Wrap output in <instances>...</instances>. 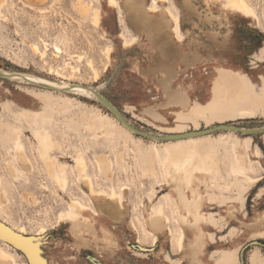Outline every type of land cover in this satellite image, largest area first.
I'll return each mask as SVG.
<instances>
[{
  "label": "rangeland",
  "instance_id": "obj_1",
  "mask_svg": "<svg viewBox=\"0 0 264 264\" xmlns=\"http://www.w3.org/2000/svg\"><path fill=\"white\" fill-rule=\"evenodd\" d=\"M172 1L180 7L177 10L183 31L190 32L182 46L196 47L204 56L181 73L177 83H189L191 98L203 102L208 97L207 86L214 67L224 65L242 75L257 100L255 104L223 119L207 115L197 126L191 120L177 118L174 112L181 106L167 104L163 82L149 72V65L162 51L159 38H150L157 36L152 29H137L124 8L125 0L118 2L126 19H120L106 0L5 1L2 11L6 19L0 18V71L2 75L5 73L0 75V243L6 242L4 246L16 254L19 264H42L33 261L22 245L30 239L41 242L49 264H214L210 254L215 252L219 257L229 247L238 248L240 264H264V234H260L264 231V106L261 102L264 80L260 79L264 77V0H247L257 17L231 12L223 6V0H189L194 13L188 15L184 0ZM81 3L100 8L99 29L81 14ZM159 3L163 8L167 5L163 0ZM150 13L151 22L161 20L158 12ZM125 20L139 36L131 47H124L118 37L127 24ZM104 29L114 44L107 69L102 53L106 44ZM195 38L199 42H194ZM218 39L224 45L221 48ZM55 42L65 48L61 56L54 52ZM35 44L40 50L48 48L45 58L34 50ZM75 53L85 57L82 61L71 58ZM89 57L101 72L98 81H94L93 71L87 65ZM65 60H71L81 71L74 72L64 64ZM13 72L32 74L60 87L33 84L17 74L9 75ZM34 94L50 95L51 100L44 104ZM100 95L131 125L148 133L161 136L197 133L166 139L141 135L104 105ZM152 109L167 120L156 123L149 113ZM88 120L96 122L93 129L88 128ZM225 124L238 125L243 130L223 127L213 132H198ZM253 128L257 130L248 132ZM38 130L46 131L59 143L60 148L55 147L51 154L70 165L65 189L56 184L39 154L35 136ZM17 138L25 146L30 169L14 157ZM170 146L191 149L194 159L207 167L210 163L204 158L210 152L214 154L211 164L220 170V184L207 190L201 187L205 197L211 196L209 202L204 199L203 209L211 213L212 223L203 225L211 241L207 238L197 259L188 252L192 231H186L183 251L177 250L176 237L169 236L168 228L159 232L155 248L143 250L140 242L150 245L153 241L149 238L139 242L130 223L134 217L137 225L144 227L149 207L162 206L171 218V229H177L171 195L174 191L167 186L163 165ZM80 151L86 157L87 172L96 187L122 193L125 207L121 218L111 216L98 199L91 198L88 187L78 181L73 166ZM96 156L112 161L109 172H99ZM10 163L15 166V174ZM233 169L259 180L251 181ZM124 186L127 192L123 191ZM28 191L37 196L36 201L24 195ZM3 192L8 197L6 203L1 202ZM69 197L83 199L100 211V215L85 213L94 230L77 233L69 221L59 218L67 210ZM229 203H234L237 209L232 211ZM22 225L26 226V233L20 232ZM40 225L47 228L41 235ZM9 226H16L15 233L8 230ZM254 232L258 243H251ZM108 235L116 241H109ZM82 236L85 241L81 240Z\"/></svg>",
  "mask_w": 264,
  "mask_h": 264
},
{
  "label": "bare ground",
  "instance_id": "obj_2",
  "mask_svg": "<svg viewBox=\"0 0 264 264\" xmlns=\"http://www.w3.org/2000/svg\"><path fill=\"white\" fill-rule=\"evenodd\" d=\"M5 1L6 0H0L1 19H6L5 14H3L4 12L2 11ZM163 1L167 3L165 8L162 7L159 0H152L148 2L145 0H125L124 8L129 14V18L133 23H135L137 29H152L155 31L157 36L151 35L150 38L152 40H155L156 37L159 38L158 40L162 45V51H160L155 57L154 62L149 65V72L157 77L158 80L163 82L164 91L169 100L167 104L181 106V108L175 110V116L177 118L191 120L197 126L199 121L206 118L207 115L211 118L217 117L223 119L238 110H246L250 105L255 104L257 100L255 96H253L251 90L247 87L242 75L239 74L236 69L225 67L224 65H216L214 67L213 74L209 79L210 82L207 86L208 97L204 99L203 102L194 101L191 98L188 92L189 83H177L179 75L187 71L191 65H195L197 62L201 61L204 56L196 47L186 49L182 46L186 36L190 34V32H185L182 29L180 12L177 10H180V7L177 2L175 3L172 0ZM106 3L108 7L116 9L120 19L123 17L126 19L124 9L118 0H115V5H118V7L114 6L113 0H106ZM227 5L232 6L229 7ZM223 6L231 12H238L245 16L257 17L256 11L248 4L247 0H223ZM183 7L186 8L188 15H192V13H194V9H192L189 0L183 1ZM79 11L83 16L90 18L91 24L94 27L98 29L101 27L102 13L98 6L92 8L90 3H81ZM150 12H158L162 21L157 20L151 22L149 17V14H151ZM102 34L106 37V44L102 53L105 55L107 60L105 65V69H107L109 66L108 64L111 61V53L114 49V44L112 39L107 36V31L105 29ZM196 35H198V33H195V36ZM118 37L121 39L124 47L133 46L139 39V36L130 28L128 21L127 24H124L123 31L118 33ZM193 40L194 42H199L196 38ZM217 42V45L220 48L224 46L223 43H220L222 42L221 39H218ZM46 45L48 44L46 43ZM33 48L35 51L40 53L42 58L46 57L47 47L46 50H40L38 44H35ZM53 48L57 56H61V54L65 52L64 46L60 43L55 42ZM209 53L210 52L208 51V55L206 57L209 56ZM73 57L77 58L78 61H82V58L85 56L82 53H75L71 56V58ZM86 59L87 65L93 71L92 77L94 78V81H98L101 73L100 70L96 67L94 59L90 57ZM64 64L69 67L71 66L74 72L76 70H79V72L81 71L77 65H73L71 60H65ZM12 74L15 75L17 72H13L9 75L14 76ZM0 75H2V71H0ZM17 76L20 78L23 77V79H27L33 84H38L44 87H60L59 85H55L50 81L44 80L32 74L18 73ZM35 96L44 104H48L51 100L50 95L47 94H36ZM261 102L263 104L262 106H264V98ZM149 113L153 116L156 123L157 121L167 120V118L157 110H149ZM95 124L96 122L92 120H88L87 122L89 129H93ZM196 129H198V127H196ZM35 136L38 141L39 154L43 158L50 175L58 186L65 189L69 184L67 168L70 167V165L67 162L59 160L57 156H53L51 154L52 149L55 147L60 148L59 143L54 141L49 133L44 130H38L35 133ZM195 147L197 146L195 145ZM169 150L170 152L165 156L163 165L165 168L167 186L174 191V193H170L174 202V219L177 224V229L175 231L171 229V218L162 206L149 207L147 210L148 215L145 214L144 216V227L140 228V226H138L135 222L134 217L131 219L130 223L134 231L137 233V240L139 242L142 239L146 240L149 238L153 241L150 245L142 244V242H140L139 246L143 250L155 248L159 241V232L168 228L169 236L172 238L173 236L176 237L177 250L179 252L183 251L187 237L186 231H192L194 236L188 243V252L194 257V259H197L198 255L203 252V249L208 242L207 238L209 240L211 239L210 233L204 229L203 225L205 223H212V219L210 218L211 213L203 209L204 199L209 202L211 196L205 197L201 192V187L204 186L207 190L220 184L218 182V174L220 170L216 165H214V163L211 164L214 159V154H211L210 152L206 153L204 158L205 161H209L211 164L207 167L201 165L199 160L194 159L195 154L191 149L180 146H170ZM242 154L243 153L241 151L240 155L242 156ZM14 157L26 168L30 169L28 164L30 158L26 153L24 144L19 138L16 140ZM74 159L75 164L73 168L75 175L78 181L83 182L88 187L91 198L98 199L103 206L107 208L111 216L116 219L121 218L125 207L122 193L116 189L108 192L105 189L96 187L92 176L87 172V160L82 151L78 152ZM141 159L143 161L146 160L144 157H141ZM96 163L100 173L109 172L112 165V161L105 156H96ZM10 168L12 173L15 174V166L10 163ZM234 173L237 175L239 173L240 175H243L244 178L247 177L251 181L258 182L259 180H256L255 177L241 171L234 170ZM208 175H211V179L208 178ZM124 190L127 192V186L123 187V191ZM24 195L26 197L32 196L34 201L37 200V196L30 191L24 192ZM124 195L126 194L124 193ZM222 199L224 200L225 196H222ZM7 200L8 197L5 192H3L1 195V202L6 203ZM227 205L231 207L232 211L237 209L234 203H229ZM88 212L100 215V211L98 209L95 210L89 203L83 201V199L81 200L79 198L69 197L67 200V210L62 211L59 218H62L64 221H69L72 229L77 233L82 232L83 229L94 230L92 225L93 223L90 221L89 216L85 214ZM262 215L264 217V212ZM9 227L10 228H8V230L15 233L16 226L12 228L11 226ZM46 230L47 228L45 225H40L38 234L41 235L45 233ZM20 232L26 233V226L22 225ZM260 234H264V231L260 232ZM256 235V232L252 234L253 241H255ZM80 238L82 241H85L83 236ZM107 238L109 241H116L112 235H108ZM5 243L6 242H4V244ZM4 244L0 243V264H19L16 254L10 251L6 246H4ZM22 245L33 261H39L42 264H49L48 259L45 256L43 246L39 240L30 239L28 243H23ZM210 255L214 258V264H240L238 248L229 247L228 249L223 250L219 257L216 256L215 252H212Z\"/></svg>",
  "mask_w": 264,
  "mask_h": 264
},
{
  "label": "water",
  "instance_id": "obj_3",
  "mask_svg": "<svg viewBox=\"0 0 264 264\" xmlns=\"http://www.w3.org/2000/svg\"><path fill=\"white\" fill-rule=\"evenodd\" d=\"M100 101L106 105L117 117H119L126 125H128L129 127H131L132 129H134L137 133L141 134V135H144V136H148V137H151V138H158V139H166V138H175V137H179V136H183V135H188L192 132H187V133H184V134H172V135H168V136H161V135H155V134H152V133H148L146 131H143L133 125H131L125 118L124 116L122 115V113L108 100L106 99L104 96H101L100 97ZM223 127H231V128H234V129H238L239 131H242L243 130V127L241 126H238V125H234V124H225V125H217V126H214V127H209V128H206V129H202L201 131L199 130L198 132H213V131H216V130H220V129H224ZM257 129H250L248 132H254L256 131ZM194 133H197V132H193L192 134ZM7 227V226H6ZM25 237V236H24ZM11 240V239H10ZM12 241V240H11ZM251 243H258L256 240L251 242Z\"/></svg>",
  "mask_w": 264,
  "mask_h": 264
},
{
  "label": "snow or ice",
  "instance_id": "obj_4",
  "mask_svg": "<svg viewBox=\"0 0 264 264\" xmlns=\"http://www.w3.org/2000/svg\"><path fill=\"white\" fill-rule=\"evenodd\" d=\"M114 6L118 7V5H115V0H113ZM229 7H231L232 5H227ZM260 79L264 80V77H261Z\"/></svg>",
  "mask_w": 264,
  "mask_h": 264
}]
</instances>
